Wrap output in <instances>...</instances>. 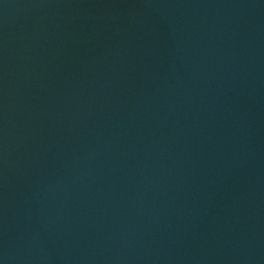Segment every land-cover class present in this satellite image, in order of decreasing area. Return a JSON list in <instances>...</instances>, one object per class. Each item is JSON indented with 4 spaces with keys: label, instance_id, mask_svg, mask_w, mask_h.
<instances>
[{
    "label": "water",
    "instance_id": "95a60500",
    "mask_svg": "<svg viewBox=\"0 0 264 264\" xmlns=\"http://www.w3.org/2000/svg\"><path fill=\"white\" fill-rule=\"evenodd\" d=\"M0 264H264V0H0Z\"/></svg>",
    "mask_w": 264,
    "mask_h": 264
}]
</instances>
